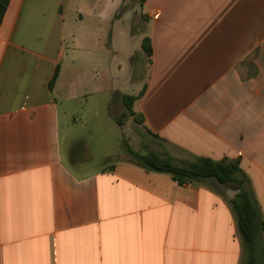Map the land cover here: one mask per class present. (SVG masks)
Returning a JSON list of instances; mask_svg holds the SVG:
<instances>
[{
  "label": "crops",
  "instance_id": "obj_1",
  "mask_svg": "<svg viewBox=\"0 0 264 264\" xmlns=\"http://www.w3.org/2000/svg\"><path fill=\"white\" fill-rule=\"evenodd\" d=\"M129 2L9 0L0 25V264L243 262L224 192L237 187L179 185L108 152L91 166L70 108L101 91L108 108L114 95L143 90L133 111L187 158L167 155L237 160L264 218V0ZM144 37V80L131 92L114 86L123 72L132 84ZM94 70L106 87L91 92Z\"/></svg>",
  "mask_w": 264,
  "mask_h": 264
},
{
  "label": "trees",
  "instance_id": "obj_2",
  "mask_svg": "<svg viewBox=\"0 0 264 264\" xmlns=\"http://www.w3.org/2000/svg\"><path fill=\"white\" fill-rule=\"evenodd\" d=\"M143 1V0H141ZM9 0H0V25L6 12ZM142 48L147 57V63L152 53L147 37L142 40ZM58 70L52 76L49 86H52ZM124 94L122 100L128 115L143 126V116L132 109L133 101L140 95ZM117 123H120L118 120ZM143 128L153 135L143 126ZM128 159L147 171L169 174L179 185L190 182H207L217 190L222 186H235L239 192L228 200L236 218L237 227L243 244L242 264L264 263V218L250 193L243 187L244 177L237 160H213L206 157H194L191 160L177 162L167 154L162 155L155 150L143 153L134 151L127 146Z\"/></svg>",
  "mask_w": 264,
  "mask_h": 264
},
{
  "label": "rangeland",
  "instance_id": "obj_3",
  "mask_svg": "<svg viewBox=\"0 0 264 264\" xmlns=\"http://www.w3.org/2000/svg\"><path fill=\"white\" fill-rule=\"evenodd\" d=\"M129 1L132 6L135 0ZM138 2H141V0H138ZM47 10H49V7ZM78 54H80V52H78ZM82 62H84L83 58ZM79 68L78 78L79 80H85L88 76L87 71L82 68V65H79ZM132 68V84L128 86L127 83H125L126 76L123 72L120 76L122 84L115 82L114 86L126 87L130 92L134 91L133 89H137L146 75V56L140 57L137 55L134 59ZM100 73V70H94V86L88 88L89 91L92 92L91 89H96L97 87H106L105 85L102 86L100 82ZM80 86L81 85L78 83L77 88H80ZM105 94V91H101L92 94L91 96L86 95L80 97L75 102H72L70 108V110L75 113L72 117L77 121V124H75V127L72 129V135L83 140L79 141L77 146L81 147L82 144L87 145L92 154V159L89 161L91 166H96L100 160L99 156L102 153L107 152L113 154L110 157V160L112 161L117 159H127V146L131 147L134 151L141 153L147 150H155L162 155L172 154L175 157L181 156L187 158L180 151L148 133L140 123L135 122L128 115L122 97L119 94L112 97L109 107L107 108L105 106ZM70 119L71 117H69V120ZM118 120L120 123H117ZM89 158H91L90 155Z\"/></svg>",
  "mask_w": 264,
  "mask_h": 264
},
{
  "label": "water",
  "instance_id": "obj_4",
  "mask_svg": "<svg viewBox=\"0 0 264 264\" xmlns=\"http://www.w3.org/2000/svg\"><path fill=\"white\" fill-rule=\"evenodd\" d=\"M224 192L226 193V195H227L228 198H232L233 196H235L239 192V189H237V188H231V187H226L224 189Z\"/></svg>",
  "mask_w": 264,
  "mask_h": 264
}]
</instances>
